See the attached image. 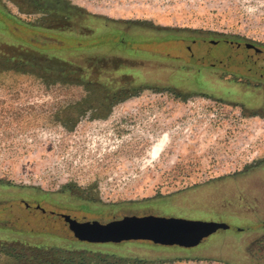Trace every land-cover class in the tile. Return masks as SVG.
I'll use <instances>...</instances> for the list:
<instances>
[{
    "label": "rangeland",
    "instance_id": "obj_1",
    "mask_svg": "<svg viewBox=\"0 0 264 264\" xmlns=\"http://www.w3.org/2000/svg\"><path fill=\"white\" fill-rule=\"evenodd\" d=\"M29 1L38 12L18 14L30 22L0 16V264H16L23 247L79 245L49 232L21 200L79 222L151 216L229 226L186 251L106 246L145 264H264V83L188 61L205 51L192 39L264 48V0ZM50 13L62 21L39 17ZM118 88L133 91L114 117L65 118L91 104L86 96Z\"/></svg>",
    "mask_w": 264,
    "mask_h": 264
},
{
    "label": "water",
    "instance_id": "obj_2",
    "mask_svg": "<svg viewBox=\"0 0 264 264\" xmlns=\"http://www.w3.org/2000/svg\"><path fill=\"white\" fill-rule=\"evenodd\" d=\"M248 47L244 45L230 49L226 53V58L218 61L217 64L239 66L249 74H257L264 78V53ZM24 210L28 214H34V217H43L50 225L49 232L90 243L149 241L162 246L177 245L192 248L217 231L229 228L224 223L151 216H124L119 220L108 222L97 220L79 222L68 215L46 212L39 207L31 208L29 211L26 208ZM16 220L21 222L24 219L20 216Z\"/></svg>",
    "mask_w": 264,
    "mask_h": 264
},
{
    "label": "flooded vegetation",
    "instance_id": "obj_3",
    "mask_svg": "<svg viewBox=\"0 0 264 264\" xmlns=\"http://www.w3.org/2000/svg\"><path fill=\"white\" fill-rule=\"evenodd\" d=\"M49 2L50 4H53V6L57 7H73V0H44ZM38 6H40V3H37ZM7 8H12L14 10L8 11ZM16 12L15 14L24 15L25 17H31V14H36L38 12V9L36 7L32 6L30 4L29 0H0V16L3 17H10L11 19L16 20L17 22L21 23L23 22L20 18H22L19 14L13 15V12ZM42 21L48 22V20H55L57 22L62 21L61 18L55 16L53 18L51 13L50 14H43L42 16H39ZM24 18V17H23ZM64 18V17H62ZM24 20H27L24 18ZM31 20V19H28ZM30 22V21H25ZM25 22H23L25 24ZM1 24V23H0ZM27 24V23H26ZM7 37V34L0 32V38ZM201 38L200 39H192L193 44L199 43L201 45H204L205 51H201L200 54L199 51L191 52L190 58H189V64L193 65L198 70L201 69H212V70H219L224 72L227 75H233L238 78L237 81H243V79H254L255 81H258L259 83H264V78L257 75V74H249L247 73L243 68L235 65L225 66V65H219L217 64L218 61L224 60L226 58V53L230 49L238 46H249L248 48L258 49L261 53H264V48L258 47L255 44L246 42V41H237L233 39H206ZM204 40V41H203ZM216 47L218 48V51L216 52ZM221 48V50L219 49ZM187 49L190 51V48L187 47ZM216 62V63H215ZM205 63H208V65H205ZM127 86V85H124ZM148 83H144L142 87H148ZM258 87V86H257ZM127 98L126 97H115L114 99L108 98L106 96L102 97H93V96H86L84 98L85 101H91V104L86 106L84 109L80 111H73L65 115L66 119H71L73 122L77 119H87V120H97V121H105L107 119H110L114 117L115 113L113 110L115 109L114 105H118L120 102H125ZM75 123V122H74ZM67 189H70L69 186L66 187ZM62 190L58 191L56 193L50 194V196H58L63 197L65 194L69 193V190ZM67 190V191H66ZM87 193L84 194V197H87ZM54 200V197L52 198ZM60 201V199L58 198ZM56 200L55 210L60 206V202ZM26 204V205H25ZM20 205L26 208V210H30L31 208L39 207L38 204H36V207H32L34 205H30L29 203H25L23 200L20 201ZM41 208V207H39ZM54 214L61 215L60 212H54L49 211ZM64 215V214H62ZM15 223L17 220L14 221ZM205 240V239H204Z\"/></svg>",
    "mask_w": 264,
    "mask_h": 264
},
{
    "label": "trees",
    "instance_id": "obj_4",
    "mask_svg": "<svg viewBox=\"0 0 264 264\" xmlns=\"http://www.w3.org/2000/svg\"><path fill=\"white\" fill-rule=\"evenodd\" d=\"M72 72L78 73L79 70H77L76 68V70L74 69L72 70ZM73 83L80 86L83 85L82 87H85L87 85L81 83L80 81H75ZM112 89H116V88H112ZM112 89L109 90L110 94ZM132 91H133L132 89L129 90L127 88H118L115 91L114 95L110 96V98L114 99L115 97L118 96L127 98L128 96H130L129 94H131ZM90 93L92 92L90 91ZM222 231H226V230H222ZM75 241L79 242V245L67 241V244H69L67 246L61 245L52 248H40L36 250L23 247L21 253L15 255L16 256V258L14 257L16 260L15 262L16 264H145L144 260L141 259L142 256H137L136 254L133 253L117 251L115 249H108L106 247V246L120 247L121 245L124 244H130L131 241H125L121 243H90L85 241L74 240V242ZM85 243H87V245L82 246V244ZM173 246L176 247L177 245H173ZM180 248H182L183 250L188 249L184 247H180ZM7 254L10 255V253ZM30 254L33 255L30 256ZM157 262L160 263L161 261L157 260ZM150 263L152 262H149V264Z\"/></svg>",
    "mask_w": 264,
    "mask_h": 264
}]
</instances>
